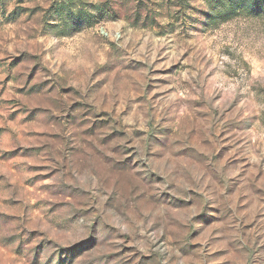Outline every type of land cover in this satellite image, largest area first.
Here are the masks:
<instances>
[{
    "label": "rangeland",
    "instance_id": "rangeland-1",
    "mask_svg": "<svg viewBox=\"0 0 264 264\" xmlns=\"http://www.w3.org/2000/svg\"><path fill=\"white\" fill-rule=\"evenodd\" d=\"M231 1L0 0V264H264V2Z\"/></svg>",
    "mask_w": 264,
    "mask_h": 264
},
{
    "label": "trees",
    "instance_id": "trees-1",
    "mask_svg": "<svg viewBox=\"0 0 264 264\" xmlns=\"http://www.w3.org/2000/svg\"><path fill=\"white\" fill-rule=\"evenodd\" d=\"M218 1V3H222V1L224 2V1H231V0H217ZM262 2H264V0H261ZM232 2V1H231ZM264 12V11H263Z\"/></svg>",
    "mask_w": 264,
    "mask_h": 264
}]
</instances>
